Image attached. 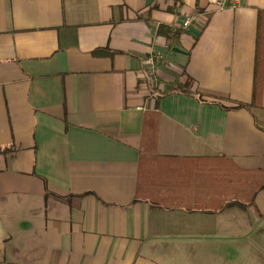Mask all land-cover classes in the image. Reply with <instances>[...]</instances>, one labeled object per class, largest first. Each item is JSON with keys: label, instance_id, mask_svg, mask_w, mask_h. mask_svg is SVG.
Masks as SVG:
<instances>
[{"label": "crops", "instance_id": "1", "mask_svg": "<svg viewBox=\"0 0 264 264\" xmlns=\"http://www.w3.org/2000/svg\"><path fill=\"white\" fill-rule=\"evenodd\" d=\"M0 264H264V0H0Z\"/></svg>", "mask_w": 264, "mask_h": 264}, {"label": "trees", "instance_id": "2", "mask_svg": "<svg viewBox=\"0 0 264 264\" xmlns=\"http://www.w3.org/2000/svg\"><path fill=\"white\" fill-rule=\"evenodd\" d=\"M159 31L162 34V36L166 37L167 40L175 39L179 35V32H175L173 34H169L170 31L167 30V29H163V28H160ZM181 87L179 85H174L173 89L171 90V93L179 92L181 90ZM244 107H249L250 108L249 105L238 104L237 107H235V109H240V108H244Z\"/></svg>", "mask_w": 264, "mask_h": 264}, {"label": "built area", "instance_id": "3", "mask_svg": "<svg viewBox=\"0 0 264 264\" xmlns=\"http://www.w3.org/2000/svg\"><path fill=\"white\" fill-rule=\"evenodd\" d=\"M238 1L239 0H233V3L236 5L238 4ZM220 7H222L223 5L222 4H219ZM191 20H187L184 24H183V27H187L189 26ZM161 59L160 55L159 54H152L150 57H149V60H151V62L153 63V61H159Z\"/></svg>", "mask_w": 264, "mask_h": 264}, {"label": "rangeland", "instance_id": "4", "mask_svg": "<svg viewBox=\"0 0 264 264\" xmlns=\"http://www.w3.org/2000/svg\"><path fill=\"white\" fill-rule=\"evenodd\" d=\"M220 101H224V102H226L225 100H223V99H221Z\"/></svg>", "mask_w": 264, "mask_h": 264}]
</instances>
